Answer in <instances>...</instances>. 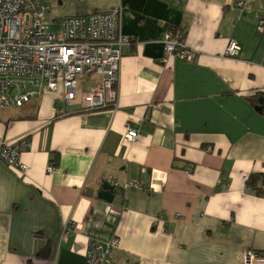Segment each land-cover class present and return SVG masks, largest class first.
<instances>
[{
    "label": "crops",
    "instance_id": "crops-1",
    "mask_svg": "<svg viewBox=\"0 0 264 264\" xmlns=\"http://www.w3.org/2000/svg\"><path fill=\"white\" fill-rule=\"evenodd\" d=\"M38 1L50 4L47 24L121 8L134 42L123 49L117 107L82 112L58 91L0 110V144L26 143L29 168L0 161V264H86L91 240L115 237L113 264L264 256V191L247 185L264 175V0ZM171 24L193 60L163 62ZM232 39L236 58L225 55ZM128 124L138 137L124 144ZM110 181L112 203L99 198Z\"/></svg>",
    "mask_w": 264,
    "mask_h": 264
},
{
    "label": "built area",
    "instance_id": "built-area-1",
    "mask_svg": "<svg viewBox=\"0 0 264 264\" xmlns=\"http://www.w3.org/2000/svg\"><path fill=\"white\" fill-rule=\"evenodd\" d=\"M237 6L243 8L244 4L238 2ZM47 11L38 0H0V110L19 108L47 92L58 91L64 107L78 105L82 112L117 107L123 49L134 42L122 32V9L64 18L56 30L45 22ZM257 29L264 31V21ZM163 44L165 63L195 58L179 29L170 27ZM240 50L232 39L225 55L236 58ZM137 137L138 131L128 124L123 143L130 144ZM25 144H0V161L21 175L29 169L21 161ZM56 170L51 164L47 171L52 174ZM107 183L116 186L113 181ZM68 234L65 226L64 235ZM120 245L118 237L108 242L91 240L86 264H113L112 254ZM263 262V255L246 251L244 264Z\"/></svg>",
    "mask_w": 264,
    "mask_h": 264
},
{
    "label": "trees",
    "instance_id": "trees-1",
    "mask_svg": "<svg viewBox=\"0 0 264 264\" xmlns=\"http://www.w3.org/2000/svg\"><path fill=\"white\" fill-rule=\"evenodd\" d=\"M174 27L176 29H179L178 27L174 25H169L166 31L170 28ZM131 37V36H130ZM133 38V37H132ZM248 187L257 193V195H262L264 191V175H251L249 177V180L247 182Z\"/></svg>",
    "mask_w": 264,
    "mask_h": 264
},
{
    "label": "water",
    "instance_id": "water-1",
    "mask_svg": "<svg viewBox=\"0 0 264 264\" xmlns=\"http://www.w3.org/2000/svg\"><path fill=\"white\" fill-rule=\"evenodd\" d=\"M114 190H115L114 186H112L109 183H105L103 185L102 191L99 194V198L109 203H112L114 201Z\"/></svg>",
    "mask_w": 264,
    "mask_h": 264
},
{
    "label": "rangeland",
    "instance_id": "rangeland-1",
    "mask_svg": "<svg viewBox=\"0 0 264 264\" xmlns=\"http://www.w3.org/2000/svg\"><path fill=\"white\" fill-rule=\"evenodd\" d=\"M57 2V7L61 8L62 7V3H63V0H56ZM46 7H48V11H50V4L49 3H46L44 4ZM66 18V17H64ZM64 18H61V19H64ZM60 18L56 19V20H50L48 21V24H50L54 30L58 29L59 28V20H61Z\"/></svg>",
    "mask_w": 264,
    "mask_h": 264
}]
</instances>
